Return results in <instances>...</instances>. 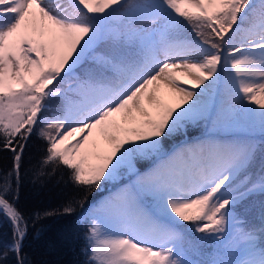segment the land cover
<instances>
[{
    "label": "snow or ice",
    "instance_id": "obj_1",
    "mask_svg": "<svg viewBox=\"0 0 264 264\" xmlns=\"http://www.w3.org/2000/svg\"><path fill=\"white\" fill-rule=\"evenodd\" d=\"M200 125L233 135L167 150ZM34 138L79 195L32 216L83 209L81 264H264V0H0V264H31Z\"/></svg>",
    "mask_w": 264,
    "mask_h": 264
},
{
    "label": "trees",
    "instance_id": "obj_2",
    "mask_svg": "<svg viewBox=\"0 0 264 264\" xmlns=\"http://www.w3.org/2000/svg\"><path fill=\"white\" fill-rule=\"evenodd\" d=\"M52 106L55 108L56 104L53 103ZM202 130L204 125L190 129L191 136L172 139L167 150L185 138L199 135ZM42 155L43 142L32 139L22 162L18 201L20 210L29 216L37 211L62 209L68 202L78 199L79 195L69 180L67 170L57 169L55 172L41 174L38 161ZM11 156L10 152L0 151V170L10 168ZM106 186L88 197L89 204L98 198ZM82 212L83 209L76 207L71 215L57 213L50 217L42 216L40 219L32 216L29 235L24 241V251L31 264H81L84 259L81 249L85 232ZM253 218L259 223L258 211ZM11 236V225L0 223V245L10 242ZM9 259L11 261V257Z\"/></svg>",
    "mask_w": 264,
    "mask_h": 264
},
{
    "label": "rangeland",
    "instance_id": "obj_3",
    "mask_svg": "<svg viewBox=\"0 0 264 264\" xmlns=\"http://www.w3.org/2000/svg\"><path fill=\"white\" fill-rule=\"evenodd\" d=\"M217 134L218 135H216V132L212 131L211 128L206 130L204 127V130H202L200 135H197L193 138H185V139L181 140L180 142H178L177 144L172 145V148H169L168 151L169 152L172 151L173 149H175L176 147H178L179 145H181L185 142L198 141V140L205 138L206 136H215L217 138L227 139V137L229 138L232 135V133H229V132H217ZM220 134H221V136H220ZM86 148L88 150H91L90 146H86ZM141 170L146 171L147 169L142 168ZM124 183H125L124 180H117L115 182L108 183L107 186L105 187V190L103 191V194L99 197V199L93 203H90L88 206L95 207L97 204L101 203L102 201L107 199L109 196H111V195L115 194L117 191H119V189L123 186ZM83 213L86 214V212H83Z\"/></svg>",
    "mask_w": 264,
    "mask_h": 264
},
{
    "label": "bare ground",
    "instance_id": "obj_4",
    "mask_svg": "<svg viewBox=\"0 0 264 264\" xmlns=\"http://www.w3.org/2000/svg\"><path fill=\"white\" fill-rule=\"evenodd\" d=\"M185 87H191V84H189V83H185V85H184ZM49 87H51V85H49ZM216 135H218L217 134V132H216ZM227 135V134H226ZM233 135V134H232ZM220 136H221V134H220ZM229 136V135H228ZM228 138V137H227Z\"/></svg>",
    "mask_w": 264,
    "mask_h": 264
}]
</instances>
